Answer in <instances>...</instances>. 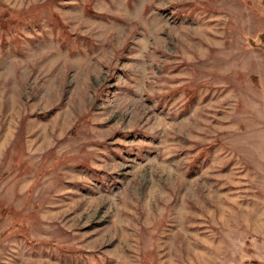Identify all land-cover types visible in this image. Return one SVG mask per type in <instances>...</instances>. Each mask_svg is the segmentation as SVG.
I'll list each match as a JSON object with an SVG mask.
<instances>
[{
	"label": "rangeland",
	"instance_id": "1",
	"mask_svg": "<svg viewBox=\"0 0 264 264\" xmlns=\"http://www.w3.org/2000/svg\"><path fill=\"white\" fill-rule=\"evenodd\" d=\"M0 264H264V0H0Z\"/></svg>",
	"mask_w": 264,
	"mask_h": 264
}]
</instances>
